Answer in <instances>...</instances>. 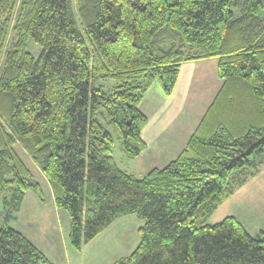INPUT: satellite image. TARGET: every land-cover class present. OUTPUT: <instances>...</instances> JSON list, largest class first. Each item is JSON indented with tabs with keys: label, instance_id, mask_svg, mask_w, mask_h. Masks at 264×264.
I'll return each instance as SVG.
<instances>
[{
	"label": "trees",
	"instance_id": "trees-1",
	"mask_svg": "<svg viewBox=\"0 0 264 264\" xmlns=\"http://www.w3.org/2000/svg\"><path fill=\"white\" fill-rule=\"evenodd\" d=\"M213 57L222 86L180 154L143 177L120 169L112 131L139 156L146 92L171 96L183 63ZM25 155L76 250L135 214L141 241L113 264H264V229L206 222L264 167V0H0V192L16 210L43 196ZM0 264L54 263L8 225Z\"/></svg>",
	"mask_w": 264,
	"mask_h": 264
},
{
	"label": "rangeland",
	"instance_id": "rangeland-1",
	"mask_svg": "<svg viewBox=\"0 0 264 264\" xmlns=\"http://www.w3.org/2000/svg\"><path fill=\"white\" fill-rule=\"evenodd\" d=\"M28 50L38 58L42 47L30 38ZM192 62L193 65L184 68L171 101L174 107L181 106L178 111L181 120L192 116L191 113L201 115L205 112L222 83L218 76L217 58ZM154 91L164 94L159 84L154 83L144 95L146 103L140 105L141 109L152 117L151 119L155 106L162 104V100L157 93H153ZM112 132V156L123 171L143 177L154 165L164 164V161L156 164L155 154L152 152L144 151L139 156H129L124 150L118 132ZM178 132L175 128L172 136H177ZM25 161L34 174L33 181L41 184L43 196L35 191H28L23 203L16 210L11 190L0 192V228L8 225L15 227L55 264H113L120 258L132 254L138 247L141 241L140 229L145 225V220L133 214L117 219L92 242L85 244L81 250H76L69 237V213L65 209H60L59 214L56 212L51 204L48 183L41 171L26 155ZM228 216L236 217L254 236L264 229V167L255 177L237 188L206 222L215 224Z\"/></svg>",
	"mask_w": 264,
	"mask_h": 264
},
{
	"label": "crops",
	"instance_id": "crops-1",
	"mask_svg": "<svg viewBox=\"0 0 264 264\" xmlns=\"http://www.w3.org/2000/svg\"><path fill=\"white\" fill-rule=\"evenodd\" d=\"M201 60H203V59H201ZM193 64L194 63L192 61H188V62H185L182 64L178 81L182 77L184 68L190 67V65H193ZM186 65H188V66H186ZM221 86H222V83H221L216 95L218 94ZM174 92H175V89H174ZM174 92L171 96H168V97L164 96V94H162V92H156V91L153 92V93H157V95L162 100V104L155 106V109H153V112H154L153 113V119H151L152 117H150V115L142 109V111L148 116V124L143 131L144 137H145L144 139L147 143V147H146L145 151H147L148 153L152 152L155 154L154 161L157 162L156 164H159V162L164 161V164L162 166L154 165L152 169L162 168V167L166 166L170 161L175 159L180 154V152L186 146V144L189 140V137L194 132V130L196 129V127L198 126L202 117L204 116V114L206 113V111L208 109V107H207L205 112L201 113V115L191 113L192 116L187 118L189 120H187L185 118L183 120H181L180 113L178 112L179 108H181V106H175L174 107L171 104V101L173 99L172 97H174L173 96ZM216 95H215V97H216ZM215 97H214V99H215ZM145 101H146V98H143L141 105L142 104L144 105L146 103ZM175 128L179 131L178 135L172 136ZM39 170L41 171L40 168H39ZM41 174L43 175L44 179L48 183V187L50 189V195H51V204L54 207V209L56 210V212H58V214H59L60 208L56 204L53 188H52L51 184L49 183V181L47 180V178L45 177V175L43 174L42 171H41ZM25 197H26V195H25ZM23 201H24V199L22 200V203H23ZM69 232H70V229H69ZM101 233H103V231ZM90 242H92V241H90Z\"/></svg>",
	"mask_w": 264,
	"mask_h": 264
}]
</instances>
